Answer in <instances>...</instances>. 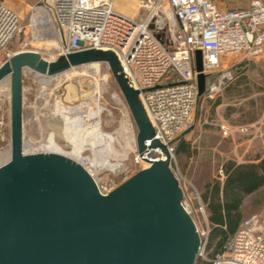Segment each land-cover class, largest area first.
<instances>
[{
  "label": "water",
  "instance_id": "1",
  "mask_svg": "<svg viewBox=\"0 0 264 264\" xmlns=\"http://www.w3.org/2000/svg\"><path fill=\"white\" fill-rule=\"evenodd\" d=\"M93 63L107 65L136 126L138 153L154 135L138 91L128 86L112 51L89 49L53 61L34 51L16 52L0 67L10 97V156L0 165V264H194L200 237L168 155L102 196L72 159L28 154L23 146L24 69L54 77ZM194 70L201 96L206 75L200 51Z\"/></svg>",
  "mask_w": 264,
  "mask_h": 264
},
{
  "label": "built area",
  "instance_id": "2",
  "mask_svg": "<svg viewBox=\"0 0 264 264\" xmlns=\"http://www.w3.org/2000/svg\"><path fill=\"white\" fill-rule=\"evenodd\" d=\"M140 7L144 15L133 19L115 11L113 0H43L29 8L30 28L38 27L33 19L42 9L57 42L56 58L89 49L116 55L128 86L138 91L154 132L144 142L142 153L135 144L132 174L166 161L168 155L169 168L179 181L173 142L194 120L198 99L194 53L201 52L206 76L219 74L206 86V94L212 98L234 79L235 65L229 59L243 61L264 54V1L249 0L247 7L228 11H219L211 0H145ZM19 31L20 17L0 1V67L15 54L10 44ZM220 130L227 135L228 128L220 126ZM239 131L245 133L246 128ZM154 141L159 146L152 147ZM36 153L49 152L42 146L28 154ZM82 154L76 160L68 158L82 166L98 193L106 196L116 187L107 174L100 176L108 169L93 167ZM218 173L224 176L222 170ZM206 227V232L198 233L200 249L194 264H264V203L260 212L240 223L223 251L213 256H208L212 250L208 249Z\"/></svg>",
  "mask_w": 264,
  "mask_h": 264
},
{
  "label": "rangeland",
  "instance_id": "3",
  "mask_svg": "<svg viewBox=\"0 0 264 264\" xmlns=\"http://www.w3.org/2000/svg\"><path fill=\"white\" fill-rule=\"evenodd\" d=\"M0 1L3 2V0ZM144 1L142 0L137 5L138 12L136 15L128 17L140 19L145 13V10L140 7ZM115 2L116 0H114V5ZM18 16L20 17V31L12 40L10 50L13 53L34 51L45 60H55L56 53L54 48L57 46V43L54 41V38L44 36L43 40H37L35 32L30 28V12L24 17ZM244 64L248 65L252 63L249 60H244L242 61V66ZM249 69L246 67L233 71V81L225 84L221 88V91L212 98L207 96L206 90L201 96H198L194 118L196 112L199 114L202 109L204 110L207 101L213 102L218 100L220 95L224 94L227 90L230 91L226 93V97L232 104H236L242 97H247L254 92L261 91V87L264 86V66L261 69V73L254 69ZM218 76L219 74L217 73L206 76V86ZM7 82L8 80H3L0 83V165L6 162L10 156V98L9 87L6 85ZM96 85L98 88H95ZM22 98L23 144L24 146L30 145L29 151L46 145L50 134L56 135L55 130L61 126L59 123L61 121L56 122L58 119L54 118L56 117L54 113L56 112L57 105H61L58 108L59 114L66 115L70 120L74 119V115L70 112L72 107L84 105L83 109L91 108L94 111L96 110L95 107L98 106L100 112L97 118L92 119L85 116L82 118V122L76 125L77 127L73 126L74 129L81 130L80 128H82L84 130L89 124L93 125L98 120L101 132L114 138L112 144L114 152L109 153V161L112 164L117 162L122 164V173L121 171H119L120 173H117L118 171L112 173L109 170H103L105 172L100 174V176L107 174L115 186H118L133 175L132 158L135 150L137 129L106 64L100 63L97 66L83 65L72 68L57 76L47 78L36 77L34 73H30L24 69L22 73ZM63 106L68 107V110L64 111ZM57 142L65 152L70 153L71 148L67 146L68 144L64 139L57 137ZM102 148V146H99L96 150L98 151ZM85 149L82 155H87L92 160L93 155L91 150ZM202 161L203 165L192 166L196 174L202 168L208 166L204 160ZM175 166L181 176L179 184L183 191L182 202L184 203V207L194 221L198 233L206 232L208 223L199 189L202 181L197 180V182H194V179L186 180L179 164ZM207 168H209L210 179H217L219 182L224 180V176L222 177L218 173L220 170L223 171V167L218 162L211 164ZM261 194L262 199L260 204L263 205L264 190ZM201 207L204 213L201 211ZM208 230H210L209 226ZM211 250L208 256H213L215 253L214 247Z\"/></svg>",
  "mask_w": 264,
  "mask_h": 264
},
{
  "label": "crops",
  "instance_id": "4",
  "mask_svg": "<svg viewBox=\"0 0 264 264\" xmlns=\"http://www.w3.org/2000/svg\"><path fill=\"white\" fill-rule=\"evenodd\" d=\"M141 1L116 0L113 5L114 10L120 14L135 16L138 12L137 5ZM211 1L219 11L245 8L249 2V0ZM42 2L43 0H3L4 5L23 17L29 13L31 6ZM246 60L252 64L242 66V61L232 58L228 61L231 65H235L233 71L247 67L262 72L264 54L261 57ZM222 66L223 68L227 67L225 63ZM228 91L230 90L225 91V97L224 94H221L218 100L207 101L204 110L202 109L199 114L196 112L194 122L189 130L180 134L173 142L175 163L179 164L186 180L193 179L192 166L203 165L202 160L208 164L207 167L215 162L223 167L228 162L235 165L258 164L264 159V86L261 87V91L242 97L236 104L228 101L226 97ZM220 126L228 128L226 136L222 135ZM241 128H246V132H240ZM225 177L224 175V180ZM211 180L219 182L217 179ZM224 180L219 183L222 185ZM263 190L264 186H261L252 193L242 196L238 205L242 215L238 226L243 219L261 211L260 203ZM206 195V201L202 203L204 208L209 202L210 193ZM220 198L222 203V195ZM226 203L229 204V201ZM223 228L225 229L226 225H223Z\"/></svg>",
  "mask_w": 264,
  "mask_h": 264
},
{
  "label": "trees",
  "instance_id": "5",
  "mask_svg": "<svg viewBox=\"0 0 264 264\" xmlns=\"http://www.w3.org/2000/svg\"><path fill=\"white\" fill-rule=\"evenodd\" d=\"M223 172L226 177L222 185L209 178L207 166L202 168L198 174L195 172L193 174L194 182L202 181L199 186L202 202L206 201V194L210 193L205 213L210 228L208 249L214 247V254L223 251L225 243L238 228L242 217L238 205L242 196L264 186V159L258 164L235 165L228 162L223 166ZM221 195L222 203L220 202ZM227 201L229 204L226 203ZM223 225H226L225 229Z\"/></svg>",
  "mask_w": 264,
  "mask_h": 264
},
{
  "label": "bare ground",
  "instance_id": "6",
  "mask_svg": "<svg viewBox=\"0 0 264 264\" xmlns=\"http://www.w3.org/2000/svg\"><path fill=\"white\" fill-rule=\"evenodd\" d=\"M113 5H114V0H113ZM47 21H48V18H47L45 11H43L42 9H39L36 17H34L33 19V23L36 25L38 24V27H36L34 30L35 32L34 34L36 35L37 40H39V38H42L43 36L54 38L52 27ZM90 65L97 66V63H93ZM4 80H8L6 85L9 87V79L6 78ZM95 88H98V86L96 85ZM60 106H61L60 104L56 106V109H55L56 112L54 113L56 117L54 118L58 119L56 120V122L61 121L59 122L61 126L55 130L56 135L54 134L49 135L46 145L43 146L44 149L49 153L71 157L74 160H76L80 158L81 152L85 148H88L91 150L92 155H93L92 156L93 158L91 160V165L93 167H100V168L108 169L110 171L122 170L121 163L117 162L115 164H112L109 161L108 156H109V153L113 151L112 144L114 142V138L110 135H105L101 132L98 120L94 122L93 125L89 124V126H87L84 130L80 128L82 131L79 129H74L73 127L81 123L82 118L85 116H88L92 119L97 118V115L100 112L99 107L98 106L95 107L96 110L94 111L91 108L83 109L84 105L72 107L70 112H72V114L74 115V119L70 120L66 115L63 116L59 114L58 108H60ZM63 109L64 111L68 110V107L63 106ZM57 137H61L62 139L65 140V142H67L68 144L67 146L71 148L70 153H67L62 149L61 145H59L57 142ZM99 146H102L103 148L97 151L96 148Z\"/></svg>",
  "mask_w": 264,
  "mask_h": 264
}]
</instances>
